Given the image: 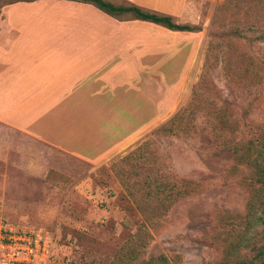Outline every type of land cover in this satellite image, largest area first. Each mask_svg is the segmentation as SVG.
Wrapping results in <instances>:
<instances>
[{"label": "rangeland", "instance_id": "374dc122", "mask_svg": "<svg viewBox=\"0 0 264 264\" xmlns=\"http://www.w3.org/2000/svg\"><path fill=\"white\" fill-rule=\"evenodd\" d=\"M108 1L171 15L175 22L201 31L176 32L137 20L121 28L95 10L85 16L86 12L66 9L56 0H0V85L10 84V75L18 65L25 71L41 69L32 65L35 56L63 52L53 48L61 44V40L51 41L53 38L123 37L120 51L138 56L136 63L144 76L127 89L132 95L143 94L141 102L162 105L146 109L148 121L156 114L154 124L131 126L143 132L112 159L115 182L103 189L97 183L93 188L74 187L78 182L71 175L81 174V169L86 174L83 166L76 168L77 172L52 169L53 178L47 181L26 177L17 154L8 150L14 159L0 162V230L8 223L46 229L55 240L51 264H145L159 257L163 259L154 264L214 261L219 254L209 240L213 212H242L246 195L227 173L231 153L216 151L212 139L216 119L211 111L216 105H227L238 118L247 111L261 118L264 0ZM24 59L27 65L28 59L32 64L22 68ZM207 65L212 66L211 75L205 73ZM228 76L235 83H230ZM202 79L203 87L194 94ZM186 107L189 110L181 120L186 126L184 133H158ZM4 136L9 139L8 134ZM12 139L18 143V137ZM144 142L149 143L145 160H121ZM0 144L4 142L0 140ZM167 171L200 182L204 189L164 214L151 206L158 204L155 177ZM101 178L105 182V177Z\"/></svg>", "mask_w": 264, "mask_h": 264}, {"label": "crops", "instance_id": "0c3cea01", "mask_svg": "<svg viewBox=\"0 0 264 264\" xmlns=\"http://www.w3.org/2000/svg\"><path fill=\"white\" fill-rule=\"evenodd\" d=\"M56 1L66 9L86 12L85 16L95 10L121 28L131 23L90 4ZM120 38H53V42L61 40L53 48L63 52L35 56L31 59L35 64L27 60L28 65L41 69L25 71L18 65L10 75V84L0 85V140L4 142L0 144V162L14 159L8 156L10 150L17 154L18 164L25 167L29 178L52 180V169L77 172L76 168L83 166L86 174L81 169L82 175H71L78 182L75 188H93L97 183L103 189L115 182L112 159L143 132L131 126L154 124L156 114L148 121L146 109L162 108L156 101L141 102L143 94L129 91L143 72L136 63L138 56L120 51L125 41ZM20 62L22 68L28 66L25 59ZM14 137H18L17 144Z\"/></svg>", "mask_w": 264, "mask_h": 264}, {"label": "trees", "instance_id": "16d2710c", "mask_svg": "<svg viewBox=\"0 0 264 264\" xmlns=\"http://www.w3.org/2000/svg\"><path fill=\"white\" fill-rule=\"evenodd\" d=\"M35 1L39 0H16V2ZM72 1L93 5L120 21L148 22L176 32L201 31L200 27L175 22L171 15L152 12L134 4L117 5L108 0ZM205 71L207 75H211L212 66L207 65ZM245 72L246 70L244 74ZM228 80L232 84L235 83L234 78L230 76ZM204 81L207 86V76L204 77ZM202 82L203 79L194 90V94L203 87L204 82L203 85ZM188 110L187 107L181 109L176 116L157 130L158 133L163 136L184 133L186 126L181 120ZM260 112L261 118L257 119L250 116L248 111L238 118L231 106L227 105H216L211 111L216 119L212 131L214 146L216 151L231 153L232 159L227 173L237 180L246 195V202L242 212L229 209H217L213 212L214 227L209 240L219 255L214 261L206 264H264V105ZM147 145L149 143L144 142L121 160L129 163L143 157L145 160ZM165 177H168V181ZM155 178L157 191L155 189L154 192H157L158 204L151 206V209L164 214L177 202L188 199L204 189L202 183L176 174L171 176L168 171L166 174L158 173ZM145 207L142 206V211H145ZM159 259L163 258L152 259L145 264H154Z\"/></svg>", "mask_w": 264, "mask_h": 264}, {"label": "built area", "instance_id": "2783aa9c", "mask_svg": "<svg viewBox=\"0 0 264 264\" xmlns=\"http://www.w3.org/2000/svg\"><path fill=\"white\" fill-rule=\"evenodd\" d=\"M55 240L43 228L3 225L0 230V264H51Z\"/></svg>", "mask_w": 264, "mask_h": 264}]
</instances>
